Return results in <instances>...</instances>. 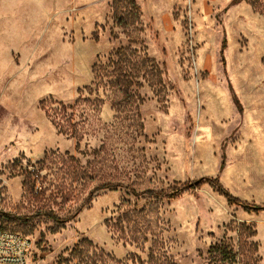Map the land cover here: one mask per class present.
<instances>
[{"label": "rangeland", "instance_id": "374dc122", "mask_svg": "<svg viewBox=\"0 0 264 264\" xmlns=\"http://www.w3.org/2000/svg\"><path fill=\"white\" fill-rule=\"evenodd\" d=\"M233 1L0 0V227L29 264H264V0ZM201 178L262 209L131 193Z\"/></svg>", "mask_w": 264, "mask_h": 264}, {"label": "trees", "instance_id": "16d2710c", "mask_svg": "<svg viewBox=\"0 0 264 264\" xmlns=\"http://www.w3.org/2000/svg\"><path fill=\"white\" fill-rule=\"evenodd\" d=\"M240 0H234L233 2H238ZM243 1H248L251 2V4L253 5V7H257V3L255 2V0H243ZM134 5V3H132ZM120 20V19H119ZM222 52V50H221ZM117 57L119 58L118 61L120 62V65L118 66V72L119 74L116 76L117 81L121 78L120 75L122 74V72L120 71L121 66H123L125 60H126V55L117 52ZM124 80L123 83L126 84V86L124 87L123 93L124 94H128V88L129 85L131 84L130 76L127 79L126 76H123ZM128 84H127V83ZM204 182H209L214 184L216 187H218V189L220 190V192L226 197L227 201L230 203H234L244 209H252L255 211L261 210L262 207H250L249 205H246L245 203L239 201L238 199L232 197L229 193H227L226 191H224L219 184H217L215 182V180H211V179H198L195 180V182L192 183H186L185 185H183L180 188L177 187H172L171 189L167 190V191H152V190H145L142 192H136L134 190H131V193L135 196H150V197H160L163 199H175L177 197H179L180 195H182L183 193H186L187 191H189L190 189H194L196 186H198L201 183ZM116 187H119L118 184H114V183H103L98 185L97 187L94 188L93 192L95 191H101V190H112ZM76 214V213H75ZM74 214V215H75ZM34 217H38V216H43L46 219H49L55 223H64L69 221L72 217L69 218H60L59 216H57L55 213H53L52 211H48V212H40V213H36L34 215H32ZM28 218V217H27ZM23 221L27 220L26 217L21 218ZM88 244L91 246V243L89 241H83L82 243L76 245L70 253V257L69 258H64L62 260H60L59 264H107L108 262L114 261V259L108 255L105 254L103 251L98 250V254L95 255L94 258L89 257L88 255H81L82 253V244ZM95 250H97L96 247H94ZM213 251L215 252V256H219L220 257V261L224 264H230L232 262H235V256L232 254V251L229 250V248L227 246L224 245H220V246H215V248H213ZM80 255L78 258L76 257V255ZM152 262V258H149L147 262H139V264H150ZM119 264H123L122 262H117Z\"/></svg>", "mask_w": 264, "mask_h": 264}, {"label": "built area", "instance_id": "2783aa9c", "mask_svg": "<svg viewBox=\"0 0 264 264\" xmlns=\"http://www.w3.org/2000/svg\"><path fill=\"white\" fill-rule=\"evenodd\" d=\"M29 240L0 227V264H29Z\"/></svg>", "mask_w": 264, "mask_h": 264}]
</instances>
